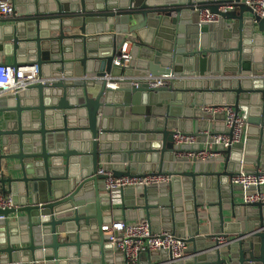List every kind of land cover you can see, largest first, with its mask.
<instances>
[{"label": "water", "instance_id": "1", "mask_svg": "<svg viewBox=\"0 0 264 264\" xmlns=\"http://www.w3.org/2000/svg\"><path fill=\"white\" fill-rule=\"evenodd\" d=\"M11 2L14 16L0 21V63L13 57L12 67L35 65L53 82L0 98L2 151L12 161L0 183L14 197L0 210V264H125L101 230L123 220H146L155 234L191 244L173 264H264V203H243L264 186L228 181L251 167L264 172V20L240 0ZM229 3L236 8L217 22L193 20ZM124 43L129 60L117 67ZM167 75L182 79L159 88L138 80ZM207 106H230L245 124L222 168L175 157L183 149L173 135L193 134L195 120L206 133L197 142L228 133L224 115L202 112ZM100 168L171 179L124 189L114 204ZM229 235L217 247L214 239Z\"/></svg>", "mask_w": 264, "mask_h": 264}, {"label": "built area", "instance_id": "2", "mask_svg": "<svg viewBox=\"0 0 264 264\" xmlns=\"http://www.w3.org/2000/svg\"><path fill=\"white\" fill-rule=\"evenodd\" d=\"M239 4L249 8L255 18L264 20V0H240ZM236 6L235 3L221 4L217 7L218 13L216 14L211 13L206 8L198 10L195 12L197 23L198 25H204L217 22L221 18L220 14L229 13ZM13 16L14 9L11 0H0V21L12 18ZM128 60V44L124 43L119 56L113 60V64L117 67H123ZM178 79L180 78L173 75L138 78V80L147 84L150 88L166 87ZM51 82L52 80L45 81L39 78L38 69L35 65L12 67L11 64L0 63V98L7 93L15 94L28 86ZM108 88L115 89L116 85H108ZM201 110L206 114H223L225 128L228 133L208 137L209 142H207L206 147L194 152L187 150V148L196 143L198 136L177 132L173 135V144L176 148L183 150L177 153L175 157L188 161L195 160L197 163L202 164L221 166L224 160V154L222 152L242 141L245 124L240 113L230 106H207L202 107ZM219 148H222V150L220 151ZM4 160L0 137V181L4 175ZM97 174L105 176L103 180L104 190L111 195L114 204L120 202V192L124 189L142 188L167 183L171 179L170 175L157 173L115 177L111 172H105L101 168L98 169ZM228 181L231 186H237L243 189H257L264 186V172L257 170L249 174L239 173L232 175ZM243 203H264V195L256 192L244 197ZM13 207L14 203L11 196L1 192L0 183V210L11 209ZM0 220H3L2 216H0ZM101 230L108 235V243L111 245L113 252L120 253L125 264H136L141 254L159 253L161 251L168 253V261L154 264H173L184 257L187 249V243L184 239L167 232L155 234L146 220L131 223L115 221L101 226ZM230 239L219 236L214 240L217 242V247H221L228 244Z\"/></svg>", "mask_w": 264, "mask_h": 264}, {"label": "crops", "instance_id": "3", "mask_svg": "<svg viewBox=\"0 0 264 264\" xmlns=\"http://www.w3.org/2000/svg\"><path fill=\"white\" fill-rule=\"evenodd\" d=\"M193 20L195 21V22H197V18H196V14H193ZM0 25H1V23H0ZM129 46L130 45H128V48H129ZM14 62V59H13V57H4L3 59H2V64H12ZM88 77V76H87ZM43 80H52V79H50V78H42ZM182 78H180V79H178V80H176L175 82H179L180 80H181ZM186 79V78H185ZM53 82V81H52ZM8 95H9V93H7ZM6 94V95H7ZM5 96V95H4ZM3 97V96H2ZM185 115H188V116H190L191 115V112H190V110H187V111H185ZM197 121L195 120L194 122H193V134L194 135H197L198 136V138H197V140L199 139V138H202V137H204V135H202V134H206V133H201V131H198L196 128V126H197ZM212 123H213V121H211L210 123H209V127L211 128L213 125H212ZM244 138H245V127H244V133H243V139H242V141L244 140ZM2 141V140H1ZM206 145H207V143L205 142V141H202V140H199L198 142L196 141V143L194 144V145H192V146H190V147H188L187 148V150H190V151H197V150H201V149H203L204 147H206ZM195 146H198V149L197 150H193L194 148H196ZM193 148V149H192ZM11 166H12V161H10V160H4V176L3 177H7L8 175H9V172L11 171ZM216 167V166H215ZM221 168H222V165L220 166ZM248 168V167H247ZM251 170H255V171H257V170H260V169H256V168H253V167H251L250 168ZM206 171V170H205ZM159 173H161V172H159ZM145 174H147V173H145ZM161 174H165V173H161ZM206 174V173H205ZM229 185L231 186V184L229 183ZM232 187V186H231ZM2 190H3V192H2ZM140 191V190H139ZM1 192L2 193H4V194H6V195H9V196H12V193H11V189H10V187L8 186V185H4V187H2L1 186ZM263 194V193H262ZM264 195V194H263ZM13 197V196H12ZM128 197L130 198V196H127V200H128ZM14 198V197H13ZM227 216H229V214L227 215ZM123 221H125V220H123ZM136 221H140V220H136ZM136 221H125V222H128V223H131V222H136ZM107 224H110V223H107ZM107 224H103L102 226H104V225H107ZM154 232V231H153ZM105 234V233H104ZM226 237H228V238H233L234 236H232V235H229V236H226ZM191 248V244H187V250H189ZM161 259H163V257L159 254V253H156L154 256H146V257H141V258H138L137 259V262H136V264H154V263H157V262H159Z\"/></svg>", "mask_w": 264, "mask_h": 264}]
</instances>
